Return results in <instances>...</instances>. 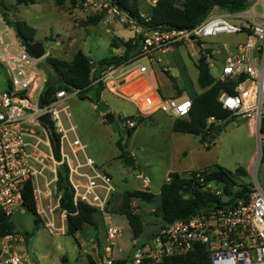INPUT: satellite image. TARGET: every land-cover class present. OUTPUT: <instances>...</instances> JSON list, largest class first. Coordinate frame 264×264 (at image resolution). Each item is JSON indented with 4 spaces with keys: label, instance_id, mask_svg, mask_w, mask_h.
Returning a JSON list of instances; mask_svg holds the SVG:
<instances>
[{
    "label": "built area",
    "instance_id": "built-area-1",
    "mask_svg": "<svg viewBox=\"0 0 264 264\" xmlns=\"http://www.w3.org/2000/svg\"><path fill=\"white\" fill-rule=\"evenodd\" d=\"M77 1L92 14L102 13L108 21H129L134 34H140L137 51L118 64L108 65L93 83L102 82L117 91L121 83L147 73L151 63L167 70L160 53L180 43L189 44L197 57L204 56L209 70L216 65V81L232 83L233 91L223 88L218 101L236 118L252 122L258 152L263 149L264 132L260 127L264 117V0H256L250 8L234 12L236 21L211 10L193 27L168 29L144 28L110 0ZM146 1L153 6L156 0ZM256 5L259 10L255 9ZM224 34H242L243 38L223 42L221 59V50L216 47L220 42L215 38ZM44 58L45 55L35 57L27 50L21 37L0 11V63L8 77L7 87L0 93V223L24 209L22 190L28 180L32 182L36 201L42 195L49 198V184L56 177L43 179L46 191L40 185L45 176L47 158L52 160L54 168L51 170L54 172L59 163L65 165L74 201L81 200L104 211L116 191L110 173L87 154L86 144L78 138L76 127L70 120L66 100L78 89L58 90L50 101L39 104V95L46 80L40 68ZM131 98L138 114L142 115L161 111L174 118L186 117L191 107L188 96H163L152 86ZM44 113L48 114L49 125L58 134L59 160L52 153L48 125L39 119ZM62 116L69 126L64 127ZM211 121H214L213 117L208 118V122ZM121 123L125 128L137 124L136 120L129 118L122 119ZM203 171L200 169L195 176L219 195L221 189L213 181L205 182ZM135 177L143 186H148V175L137 174ZM250 188L247 200H223L160 225L131 252L125 264H151L165 256L185 253L199 243L208 250L209 264H264V189L257 182ZM52 210L53 207H50L49 212ZM37 211L40 214L42 209L37 207ZM62 216H65L64 210ZM45 224L54 226L52 220ZM118 234L116 226L106 228L104 257L98 264L113 263V248ZM0 239L4 241L5 249L0 252V264H30L23 253L8 250L10 244L25 242L23 235L8 233Z\"/></svg>",
    "mask_w": 264,
    "mask_h": 264
},
{
    "label": "rangeland",
    "instance_id": "rangeland-1",
    "mask_svg": "<svg viewBox=\"0 0 264 264\" xmlns=\"http://www.w3.org/2000/svg\"><path fill=\"white\" fill-rule=\"evenodd\" d=\"M252 3H247L245 9L250 8ZM86 6L69 3L57 6L53 0H34L33 3H16V0H0V11L6 12L9 19L24 20L36 29L35 37L42 42L47 55L70 59L77 50L85 52L94 62L111 54L118 53L110 42H117L118 37H128L131 29L130 22L115 21L114 27L106 30L109 25L102 21L97 24H83L82 22L92 14ZM139 12L146 16L149 10L145 0H139ZM259 10L258 5L255 6ZM102 14V13H101ZM231 20V19H230ZM124 36H117L116 34ZM242 34H224L217 37L220 42L216 47L221 50L223 57V42L241 40ZM112 39V40H111ZM193 50L186 43L173 46V50L160 53L163 63L169 66L168 72L161 71L157 63H151L154 74L158 81L166 83L170 76L175 77L178 87L184 92L201 91L196 83L197 68L195 66L198 57L191 54ZM122 53V52H119ZM46 55V53H45ZM43 76H52L51 66L43 60L40 63ZM213 77L218 74L216 65L210 67ZM55 79V76L53 77ZM8 77L3 65L0 63V93L7 87ZM163 93L167 94V86L160 85ZM176 92L177 87H173ZM86 97L79 94H71L66 100L68 111L71 113L70 120L76 127V135L86 144V152L101 168L110 173L115 185L114 197L108 206L107 212H96V225L85 224L80 230L81 239L88 240L90 234L97 230L100 234L109 226H116L119 234L115 239V254L125 257L131 248L132 230L126 216L116 210L120 203L121 194L125 190L149 189L154 193L159 192L162 181L168 177L166 171L179 170L187 175L193 170L204 169L213 164H218L233 171L236 167H247L245 176L236 177L237 184L257 182L264 189V156L262 150L258 152L256 134L250 126L241 118L231 121L220 120L221 129L213 138H205L200 141V136L191 133H180L172 129V117L161 111H156L152 118H144L136 125L133 135H126L121 142H126L124 150L131 152L135 157L132 165H126L123 157H120L121 149L117 141L120 139L122 119L136 120L138 112L134 104L128 99L109 90L103 91V98L109 110L113 113L112 122L105 121L93 102V89L84 92ZM168 95V94H167ZM130 116H133L131 118ZM64 127L69 122L62 116ZM45 152L48 150L42 147ZM262 156V157H261ZM47 168L44 170V178L40 180L43 191H46L42 181L56 177L52 160H45ZM217 162V163H215ZM137 174L148 175L150 182L147 187L143 186ZM56 179L49 184L50 196H41L36 202L37 207L42 209L35 222L34 214L21 209L12 216V221L18 231V235L27 234L25 242L16 244V251L23 253L30 263L37 264H72L61 259V254H66L69 259L76 256L78 249L77 241L71 235L66 234L62 227L64 217L62 210L57 205L59 192L56 189ZM215 185L220 188V185ZM214 189V188H213ZM214 191V190H213ZM132 209H138L142 221L143 231L137 237V242H144L160 226V217L155 214L157 202L139 204L138 199H132ZM53 207L52 212L49 208ZM53 221L54 226L45 223ZM104 244V237L100 235ZM3 240L0 239V243ZM42 252H48L47 258H43Z\"/></svg>",
    "mask_w": 264,
    "mask_h": 264
},
{
    "label": "trees",
    "instance_id": "trees-1",
    "mask_svg": "<svg viewBox=\"0 0 264 264\" xmlns=\"http://www.w3.org/2000/svg\"><path fill=\"white\" fill-rule=\"evenodd\" d=\"M34 0H16V3H33ZM57 6H63L69 3L72 6L77 4V0H53ZM111 3L125 12L132 14V19L144 25V28L150 29H168V28H190L198 24L213 9L234 13L245 9L247 0H156L151 6L146 16L139 12V0H110ZM16 33L24 39L35 41V29L24 20L9 19L6 12H2ZM101 18V14L90 15L82 23L95 24ZM140 34H134L133 37L126 40L117 38V42L111 43L122 46V53L119 55H110L98 59L94 62L87 54L77 50L72 59L67 60L60 57L45 56L44 60L51 66L53 75L46 78L43 89L39 95V104L50 101L56 91L61 89L71 90L77 88L81 97H86L84 92L89 88L93 89L95 102L100 99V92L104 88L102 82L93 83V80L99 75L100 71L108 65L118 64L130 56L138 49ZM197 84L201 91L187 92L191 99V107L186 117H176L172 123L174 131L191 133L200 136L203 142L206 134H209L216 121H231L236 119L232 112L224 107L218 101V95L223 88L233 91L232 83H221L214 79L210 73L208 65L204 62V56H199L196 62ZM55 76V79L53 78ZM174 84V78L170 76ZM182 90L178 89V93ZM133 118V116H130ZM146 116L137 115L136 123L141 122ZM213 117L214 121L208 122V118ZM136 124V125H137ZM125 128L126 133L121 134L117 141L121 149L120 157L127 155L124 150L126 142L121 139L130 135L136 128ZM261 131L264 132V117L261 121ZM50 143L53 156L59 160V142L58 134L54 132L50 136ZM264 156V147L262 149ZM261 156V157H262ZM200 170V169H199ZM199 170H193L184 175L178 171H170L167 180L160 185L159 193L156 195L151 191L145 190H125L121 194V199L115 211L126 216L129 226L132 230L133 238L138 237L143 231V221L140 213L133 211L131 201L138 198L140 203L157 202L155 214L160 217V225L171 222L178 217H186L202 208L224 202L236 201L239 198L248 199L251 191L249 183L236 182V177L245 176L246 170L238 166L233 171L226 169L218 164L204 168L202 175L204 181H213L220 185L221 193L219 195L211 188H207L195 176ZM56 189L59 192L58 206L64 210L65 233L75 238V233L83 225H95V213L98 211L95 207L84 201L73 200V191L67 182V171L57 169ZM23 206L34 214L35 222H38L39 213L37 211V202L34 196L32 182L28 180L22 190ZM113 196L109 199L106 209L111 204ZM18 232L11 217L4 218L0 223V237L8 233ZM27 234L24 238H27ZM1 252V249H0ZM126 258H116L112 264H125ZM90 264H96L89 257ZM151 264H209V253L203 244H196L193 249L182 253L163 257L160 261Z\"/></svg>",
    "mask_w": 264,
    "mask_h": 264
},
{
    "label": "crops",
    "instance_id": "crops-1",
    "mask_svg": "<svg viewBox=\"0 0 264 264\" xmlns=\"http://www.w3.org/2000/svg\"><path fill=\"white\" fill-rule=\"evenodd\" d=\"M146 1V0H145ZM254 1H256V0H247V2L250 4V3H253ZM146 3H147V5L149 6V7H151L150 5H149V3L146 1ZM67 4V3H66ZM213 11H216V12H221L222 14H224L225 16H227L229 19H231L232 21H236L237 20V18H236V16H235V14L236 13H229V12H225V11H222V10H219V9H217V8H213L212 9ZM89 12H90V10H89ZM100 21H102L103 23H105V24H107V25H109V27H107L106 28V30H109V29H111L112 30V28L114 27V23H115V21H108V20H106L105 19V17H104V15L103 14H101V18H100V20L98 21V22H100ZM97 22V23H98ZM97 23H95V24H97ZM35 29V28H34ZM35 33H36V29H35V32H34V38H35V41H38L37 39H36V37H35ZM124 34H126V33H123V35H119V34H116L117 36H124ZM127 36L128 37H118V38H122V39H124V40H126V39H128V38H131V37H133L134 36V32H133V30H132V28L129 30V32L127 33ZM112 40V39H111ZM215 40L217 41V42H219L218 41V39L217 38H215ZM111 43H112V41L110 42V46L111 47H113L114 49H115V51H117L118 53H115V54H111V55H119V54H121V53H119V52H122V50H123V48H122V46H120L119 44H113V45H111ZM116 43V42H115ZM189 45V44H188ZM189 47L193 50L192 52H191V54L192 55H194V56H196V54H195V50H194V48H192L190 45H189ZM80 50V49H79ZM171 50H173V47L171 48V49H169V50H167V51H165V52H168V51H171ZM82 51V50H81ZM83 52V51H82ZM165 52H163V53H165ZM46 53V55L45 56H47V52H45ZM85 53V52H84ZM86 54V53H85ZM73 57V56H72ZM72 57L70 58V59H72ZM61 58V57H60ZM64 59H66V58H64ZM70 59H67V60H70ZM195 66H196V64H195ZM154 68H152L151 69V66L149 65V68H148V72L147 73H145L144 75H141V76H138V77H135V78H133V79H131L130 81H125V82H123V83H121L120 84V86L118 87V90L117 91H113L112 89H109L108 87H106V86H104V88L101 90V92H100V99H102L105 103H106V101L104 100V98H103V91L104 90H109V91H111V92H114V93H116V94H118V95H121L122 97H124V98H126V99H128L129 101H131L133 104H134V106H135V108H136V105H135V103H134V101L132 100V96H134V95H136V94H138V93H141V92H143V91H146V90H148L149 88H150V86H152L153 88H155V90L158 92V93H160L161 95H163V96H168V97H176V96H188V93L187 92H184V89L183 88H180V87H178V85H177V83H176V79H175V77H173L174 78V84L175 85H173V83H172V81H171V79L170 78H168L167 79V81H166V83H164L162 80L161 81H158L157 79H156V77H155V74H154V70H153ZM159 69L162 71V69H161V67H159ZM168 70H169V66H168V69L167 70H163L164 72H168ZM197 73H198V71H197ZM196 83H197V75H196ZM160 85H165V86H167V90H166V92H167V94H165V93H163L162 92V90H161V88H160ZM198 85V84H197ZM124 87H126L127 88V92H125V91H123L122 89L124 88ZM173 87H177V89H180V90H182V92L181 93H178V90H176V92L174 91V88ZM198 87H199V85H198ZM189 97V96H188ZM93 104H94V106H95V103L93 102ZM109 109V108H108ZM136 110H137V108H136ZM138 112V111H137ZM155 112H153V113H150V114H146L145 116V118H152V115L154 114ZM101 114V113H100ZM102 115V114H101ZM103 116V115H102ZM170 116V115H169ZM172 117V116H171ZM173 119H172V123H173V120H174V117H172ZM237 118H240V117H237ZM103 119H104V117H103ZM241 119H243L244 121H245V123H247L249 126H250V128H251V131L254 133V130H253V124H252V122L250 121V120H248V119H246V118H241ZM105 120V119H104ZM142 122V121H141ZM172 123H171V125H172ZM221 129V128H220ZM135 131V130H134ZM134 131L131 133V135H133L134 134ZM176 132H179V131H176ZM180 133H185V132H180ZM127 155H131L132 156V158H133V163L135 162V157H134V155L131 153V152H129V153H127ZM96 162V161H95ZM215 163H217V162H215ZM96 164L98 165V163L96 162ZM99 167H100V165H98ZM103 169V168H102ZM245 170H246V172L248 173V169H247V167L245 168ZM170 171H178V172H180L179 170H171V169H168L167 171H166V174L168 175V173L170 172ZM167 180V179H166ZM163 182V181H162ZM162 182L160 183V185L162 184ZM145 187H147V186H145ZM136 189H139V188H136ZM159 189H160V186H159ZM139 190H143V189H139ZM145 191H151V190H149V189H145ZM152 192V191H151ZM154 193V192H153ZM159 193V192H158ZM157 193V194H158ZM154 194H156V193H154ZM156 194V195H157ZM113 197H114V195H113ZM134 199H138V198H134ZM138 201H139V199H138ZM144 203H149V202H144ZM133 204V202H131V205ZM139 204H140V201H139ZM141 204H143V203H141ZM133 211H135V212H138V209H133ZM97 212H100V213H103V212H107V210H106V207H105V210L104 211H100V210H98ZM96 225V224H95ZM83 227H84V225H83ZM82 227V228H83ZM95 227H97V225L95 226ZM82 228L80 229V230H82ZM62 229H63V231L65 232V224H63V227H62ZM80 230H78L76 233H75V239H76V241H77V246H78V249H77V251H76V256L73 258V259H69V257L66 255V254H64V253H62L61 254V259L64 261V262H66V263H71L72 262V264H90V262H89V257L90 258H92V260H94L95 262H96V264H98L102 259H103V257H104V253H103V246L105 245V243L103 244L102 243V241L100 240V235H101V237L103 236L104 237V241L106 242V229H105V231H103L102 232V234H100L99 233V231H95L94 232V234H90L89 235V237H88V240L87 241H84L83 239H81V236H80ZM152 234V233H151ZM150 234V235H151ZM136 239H137V237L136 238H133V236H132V238H131V240H132V244H131V248H130V251H129V253L125 256V257H123V256H118V255H116L115 254V247L113 248V257L116 259V258H127L130 254H131V252L138 246V245H140V244H142L143 242H137L136 241ZM145 242V241H144ZM0 249H1V251H3L4 252V241L2 242V243H0ZM8 250H16V245H13V244H10V246H8ZM43 258H47V256H48V252H42V255H41ZM30 264H37V262H35V261H32V262H30Z\"/></svg>",
    "mask_w": 264,
    "mask_h": 264
},
{
    "label": "water",
    "instance_id": "water-1",
    "mask_svg": "<svg viewBox=\"0 0 264 264\" xmlns=\"http://www.w3.org/2000/svg\"><path fill=\"white\" fill-rule=\"evenodd\" d=\"M118 6V5H117ZM124 12L125 10L122 9ZM127 16L132 18V14L129 12H125ZM149 29V27H147ZM24 45L26 46L27 50L35 57H41L45 55V50L43 47L42 42L40 41H30L24 38H21ZM95 107L96 109L103 115L105 121L112 122L114 120L113 113L108 109L107 104L102 100L99 99L98 101L95 102ZM39 119L46 125H48V130L49 133L52 135L54 133L53 128L49 125V119H48V114L44 113L39 116ZM221 125L220 124H215L209 134H206L205 137L207 138H213L215 134L220 130ZM122 134L126 133L125 129L121 130ZM123 162L126 165H132L133 164V158L131 155H125L123 157ZM58 169L60 171H65V165L63 163L58 164Z\"/></svg>",
    "mask_w": 264,
    "mask_h": 264
},
{
    "label": "bare ground",
    "instance_id": "bare-ground-1",
    "mask_svg": "<svg viewBox=\"0 0 264 264\" xmlns=\"http://www.w3.org/2000/svg\"><path fill=\"white\" fill-rule=\"evenodd\" d=\"M122 90H123V91H125V92H127V91H128L126 87H124Z\"/></svg>",
    "mask_w": 264,
    "mask_h": 264
}]
</instances>
